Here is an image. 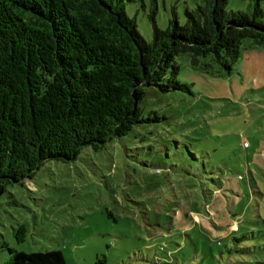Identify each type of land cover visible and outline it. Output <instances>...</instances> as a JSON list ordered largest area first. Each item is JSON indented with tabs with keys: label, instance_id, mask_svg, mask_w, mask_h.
<instances>
[{
	"label": "rangeland",
	"instance_id": "374dc122",
	"mask_svg": "<svg viewBox=\"0 0 264 264\" xmlns=\"http://www.w3.org/2000/svg\"><path fill=\"white\" fill-rule=\"evenodd\" d=\"M200 3L157 0L156 23L168 28L175 9L185 24L186 9ZM248 5L231 0L228 10ZM153 10L154 0L126 2L148 42ZM175 64L190 91L149 89L141 103L147 121L129 136L101 150L86 147L71 162L50 160L23 184L8 185L0 195V264L12 262V249L58 251L66 264H223L234 235L258 243L264 47L245 39L230 69L185 49Z\"/></svg>",
	"mask_w": 264,
	"mask_h": 264
},
{
	"label": "trees",
	"instance_id": "16d2710c",
	"mask_svg": "<svg viewBox=\"0 0 264 264\" xmlns=\"http://www.w3.org/2000/svg\"><path fill=\"white\" fill-rule=\"evenodd\" d=\"M127 1L144 2L0 0V195L50 160L71 162L86 147L129 136L147 121L141 103L149 89L189 92L175 76L178 50L230 69L245 39L264 47V0H248L246 11L228 10L231 0H200L186 9L185 24L173 9L166 29L154 0L151 42ZM248 239L231 237L223 264H264V236L253 247ZM11 252L10 264H66L58 251Z\"/></svg>",
	"mask_w": 264,
	"mask_h": 264
},
{
	"label": "built area",
	"instance_id": "2783aa9c",
	"mask_svg": "<svg viewBox=\"0 0 264 264\" xmlns=\"http://www.w3.org/2000/svg\"><path fill=\"white\" fill-rule=\"evenodd\" d=\"M244 146H245V147H247V146H248V144H247V143H245V144H244Z\"/></svg>",
	"mask_w": 264,
	"mask_h": 264
}]
</instances>
